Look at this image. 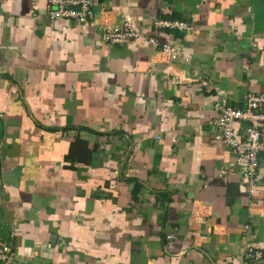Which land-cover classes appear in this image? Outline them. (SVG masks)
I'll return each mask as SVG.
<instances>
[{
    "label": "crops",
    "instance_id": "1",
    "mask_svg": "<svg viewBox=\"0 0 264 264\" xmlns=\"http://www.w3.org/2000/svg\"><path fill=\"white\" fill-rule=\"evenodd\" d=\"M97 1L83 25L0 0L4 264H264V153L251 194L217 177L233 153L211 126L216 102L264 93V0ZM125 17L141 36L104 42Z\"/></svg>",
    "mask_w": 264,
    "mask_h": 264
},
{
    "label": "built area",
    "instance_id": "2",
    "mask_svg": "<svg viewBox=\"0 0 264 264\" xmlns=\"http://www.w3.org/2000/svg\"><path fill=\"white\" fill-rule=\"evenodd\" d=\"M97 0H48V14L52 19H67L78 24H88L96 17ZM157 28L191 30L192 25L179 19H155ZM141 36L129 17H125L122 25L105 27L101 37L112 45H124ZM151 44L172 58L181 57V49L172 41L162 42L157 37L149 39ZM187 60V59H186ZM219 114L211 120L216 140L230 147L233 157L225 165L216 169L217 177L239 174L248 185L251 194L257 192L256 180L260 167V154L264 153V93L250 92L246 104L233 106L224 101L215 103ZM244 124V133L239 134L238 123ZM174 238V236H170ZM13 257L11 244L5 240L1 232L0 216V264ZM248 264H259L263 253L253 247L245 252Z\"/></svg>",
    "mask_w": 264,
    "mask_h": 264
},
{
    "label": "water",
    "instance_id": "3",
    "mask_svg": "<svg viewBox=\"0 0 264 264\" xmlns=\"http://www.w3.org/2000/svg\"><path fill=\"white\" fill-rule=\"evenodd\" d=\"M96 156V155H95Z\"/></svg>",
    "mask_w": 264,
    "mask_h": 264
}]
</instances>
